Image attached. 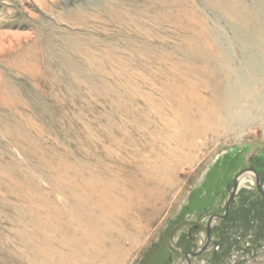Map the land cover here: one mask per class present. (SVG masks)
Wrapping results in <instances>:
<instances>
[{"label": "rangeland", "instance_id": "374dc122", "mask_svg": "<svg viewBox=\"0 0 264 264\" xmlns=\"http://www.w3.org/2000/svg\"><path fill=\"white\" fill-rule=\"evenodd\" d=\"M245 167L264 0H0V264H187ZM210 235L192 264H264L253 172Z\"/></svg>", "mask_w": 264, "mask_h": 264}, {"label": "water", "instance_id": "95a60500", "mask_svg": "<svg viewBox=\"0 0 264 264\" xmlns=\"http://www.w3.org/2000/svg\"><path fill=\"white\" fill-rule=\"evenodd\" d=\"M246 172H253L254 173L256 189H257L258 193H260L261 195H264V189H263V185L261 184L259 174L254 168L245 167V168L241 169L240 171H238L236 173V175L233 177L231 188L229 191V195L227 197L225 205L223 206V213L222 214H219V213L211 214L209 216L207 223L204 226L205 231H206L204 242L196 250L186 252L184 255V258H185V261L187 264H192L191 258H194V257L200 255L203 251H205L209 247V244L211 243V235H210L211 222L214 218H218L219 220H222L226 217L227 212L229 210V207H230V205L233 202V199L235 197L236 190H237L238 183H239V178Z\"/></svg>", "mask_w": 264, "mask_h": 264}, {"label": "bare ground", "instance_id": "6f19581e", "mask_svg": "<svg viewBox=\"0 0 264 264\" xmlns=\"http://www.w3.org/2000/svg\"><path fill=\"white\" fill-rule=\"evenodd\" d=\"M191 103H192V102H191ZM135 189H136V190L134 191V196L137 197L138 194L142 191V187L138 186V187H136ZM80 193H81V192H80ZM132 198H133V197H132ZM136 200H137V199H136ZM91 204H92V203H91ZM104 204H105V205H104V209H105V210H109V209H110L109 201H108V202H105ZM104 213H105V212H104ZM77 217H79V216H77ZM74 220H75V219H74ZM78 221H80V220L78 219ZM78 221H77V223H79ZM88 231H89V230H88Z\"/></svg>", "mask_w": 264, "mask_h": 264}, {"label": "flooded vegetation", "instance_id": "af4514ba", "mask_svg": "<svg viewBox=\"0 0 264 264\" xmlns=\"http://www.w3.org/2000/svg\"><path fill=\"white\" fill-rule=\"evenodd\" d=\"M216 213H218L217 211L215 212V213H213V214H216ZM227 216V215H226ZM201 226V224H197V225H195L194 227L196 228V227H200ZM204 230H205V228H204ZM190 230H189V232H188V236H190ZM205 234H206V231H205Z\"/></svg>", "mask_w": 264, "mask_h": 264}, {"label": "trees", "instance_id": "16d2710c", "mask_svg": "<svg viewBox=\"0 0 264 264\" xmlns=\"http://www.w3.org/2000/svg\"><path fill=\"white\" fill-rule=\"evenodd\" d=\"M255 169L258 171L259 169L255 167Z\"/></svg>", "mask_w": 264, "mask_h": 264}]
</instances>
